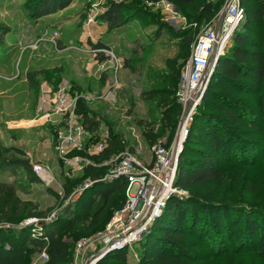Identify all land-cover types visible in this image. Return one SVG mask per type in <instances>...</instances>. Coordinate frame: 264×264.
<instances>
[{
  "label": "rangeland",
  "instance_id": "1",
  "mask_svg": "<svg viewBox=\"0 0 264 264\" xmlns=\"http://www.w3.org/2000/svg\"><path fill=\"white\" fill-rule=\"evenodd\" d=\"M33 1L0 0V213L10 212L19 225L36 218L52 222L62 218L89 179L80 171L72 172L76 180L67 193L68 167L60 162L54 144L58 129L43 124L37 115L42 87L65 85L93 97L86 106L97 113L93 119L100 120L101 131L110 127L136 146L141 159L150 160V144L169 138L161 118L180 69L198 36L212 26L211 21L189 20L176 7L165 13L147 0H71L67 7L39 17L30 9ZM110 2L125 6L127 23L121 29L110 30L102 16ZM223 6L224 2L214 21ZM140 12L143 18H136ZM245 22L239 24L241 29ZM248 31L264 41V18L260 25L250 23ZM189 39L193 42L186 51ZM97 41L108 46L103 54L93 47ZM244 100L259 119L260 133L243 141L242 162H223L226 181L216 191L237 207L259 212L264 211V87ZM183 115L184 108L173 114L176 126L171 145ZM191 143L203 145L196 140ZM34 164H41L51 180L38 179ZM104 165L103 170L109 171L114 162ZM50 175L45 173L48 179ZM240 214L231 213L223 228L214 225L209 215L207 222L186 230L192 264H264V222L256 214L253 238ZM63 236L71 244L67 264H74L77 238L68 232ZM141 254L139 242L128 248V264L136 263ZM41 263V255L35 253L25 264Z\"/></svg>",
  "mask_w": 264,
  "mask_h": 264
},
{
  "label": "trees",
  "instance_id": "2",
  "mask_svg": "<svg viewBox=\"0 0 264 264\" xmlns=\"http://www.w3.org/2000/svg\"><path fill=\"white\" fill-rule=\"evenodd\" d=\"M169 1L189 20L198 23L211 21L212 25L216 21L213 19L219 13V5L225 2V0ZM70 2L71 0H34L30 9L39 17L59 11ZM241 3L246 9V14L248 13L244 18L245 25L242 29L240 26L237 27L229 47L219 56L179 155L174 187L180 193L170 196L161 216L155 219L148 233L139 242L142 254L134 264H192L190 249L185 244V232L198 222H207L209 215L211 221L215 220L214 225L223 228L227 226L231 213L240 212V215L245 217L243 226L252 233L253 238L257 215L264 222V211L257 212L254 209L237 207L236 204L217 196L216 191V187L226 181L223 162L232 159L242 162L246 155L243 141L260 133L257 130L259 119L254 116L244 99L245 95L264 87V41L255 39L248 31L250 23L260 25L263 22L264 1L259 0L252 4L247 0H241ZM124 11L125 6L119 3L110 2L106 6L102 16L108 22L110 30L121 29L126 25L127 16ZM136 18H143L141 12L137 13ZM192 42V39L186 41V51L191 48ZM93 47L99 50L98 54H103L102 50L108 48L101 41L93 43ZM186 63L187 61L180 69L176 87L171 89L170 101L165 104L162 112L161 122L164 123L162 127L169 131V138L167 142L160 143L167 147L171 146L176 126L173 114L183 108L177 96V88ZM72 90L80 92L75 88ZM86 104L84 99H79L77 113L80 121L93 134L92 140L89 141L97 142L101 134V122L93 119L97 113L90 112ZM262 116L264 123V114ZM48 125L58 129L54 124ZM108 129L110 131L108 147L98 155L89 156L100 165H90L81 171V175H87L88 180L94 183L84 188L79 198L68 207L63 215L67 216L65 220L62 217L52 222L40 218V224L19 225L10 212L0 213V222H3L0 223V264H25L27 257L35 253L41 255L44 249L49 258L42 260L41 264H67L71 244L63 235L66 232L74 235V238H77L76 242L83 237L91 236L104 229L114 211L124 205L127 180L123 177L104 179L108 172L107 169L103 170L106 166L104 163L126 149L136 154L138 151L136 146L130 145L121 134L114 132L110 127ZM58 130L55 131V147L58 142ZM192 140L203 145L193 146ZM154 144L157 143H151L150 148ZM75 154L88 156L86 151H74L70 156ZM60 162L64 165L62 160ZM25 163L29 164L28 161ZM66 178L65 189L70 193L76 178L67 174ZM202 213L205 214L204 219H201ZM223 219L225 223L221 224ZM100 225L102 226L99 227ZM96 264H128L126 250H111Z\"/></svg>",
  "mask_w": 264,
  "mask_h": 264
},
{
  "label": "built area",
  "instance_id": "3",
  "mask_svg": "<svg viewBox=\"0 0 264 264\" xmlns=\"http://www.w3.org/2000/svg\"><path fill=\"white\" fill-rule=\"evenodd\" d=\"M148 3L161 7L165 13L175 10V5L169 0L148 1ZM223 7L225 15L220 27H218V19L198 36L180 74L177 96L184 108V115L177 135L183 133L184 139L188 134L194 110L201 101L210 80L209 74L214 67L211 57L214 54L217 59L227 50L234 31L246 15L241 0H225ZM79 99L89 102L94 98L73 91L72 87L65 85H60L56 89L43 86L37 104L39 120L43 121V124H54L59 129L56 151L59 159L68 167L67 175H72L71 173L75 171L81 172L90 165H100L89 156L102 153L108 147L110 139L109 129L104 128L97 142L89 141L92 140L93 134L80 121L77 113ZM186 108H188L187 113H185ZM150 149L152 152L150 160L141 159L138 154L126 149L109 161V163L114 162V166L104 179L125 178L126 201L121 208L114 211L104 229L76 242L74 264H96L111 250L131 248L142 240L152 223L161 214L168 197L175 189L174 181L182 142L180 144L174 142L169 147L157 143ZM74 151H86L88 156L81 154L70 156ZM33 170L42 181L51 180L50 173L41 164H34ZM45 173L50 175V179ZM87 185L85 182V188ZM39 222L40 219L36 218L23 225L40 224ZM88 251L90 254L87 255ZM41 257L42 260L49 258L46 249L42 251Z\"/></svg>",
  "mask_w": 264,
  "mask_h": 264
},
{
  "label": "water",
  "instance_id": "4",
  "mask_svg": "<svg viewBox=\"0 0 264 264\" xmlns=\"http://www.w3.org/2000/svg\"><path fill=\"white\" fill-rule=\"evenodd\" d=\"M224 15H225V9H224V7H223V9H222V11H221V14H220V17H219L218 27H220V25H221V23H222V21H223ZM211 60L214 62V67H213L212 71H211L210 74H209L210 78L212 77V73H213V71H214V69H215V67H216L217 62H218V58L215 59V56H214V54H213L212 57H211ZM187 111H188V108H186L185 113H187ZM178 140H179V135H177V139L175 140V143H176V144H178ZM184 141H185V139L182 141V144H183ZM179 155H180V153H179ZM93 183H94V182H90V184H88L87 187H88L89 185H92ZM173 191H174L173 194H174V193H180L179 190H177L176 188L173 189ZM169 198H170V196L168 197V199H169Z\"/></svg>",
  "mask_w": 264,
  "mask_h": 264
},
{
  "label": "bare ground",
  "instance_id": "5",
  "mask_svg": "<svg viewBox=\"0 0 264 264\" xmlns=\"http://www.w3.org/2000/svg\"><path fill=\"white\" fill-rule=\"evenodd\" d=\"M184 139V135L183 133L179 136V140H178V143L180 144Z\"/></svg>",
  "mask_w": 264,
  "mask_h": 264
}]
</instances>
